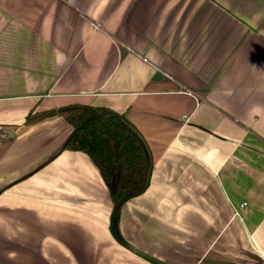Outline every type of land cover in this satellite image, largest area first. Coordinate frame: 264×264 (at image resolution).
Returning <instances> with one entry per match:
<instances>
[{
	"label": "crops",
	"instance_id": "crops-1",
	"mask_svg": "<svg viewBox=\"0 0 264 264\" xmlns=\"http://www.w3.org/2000/svg\"><path fill=\"white\" fill-rule=\"evenodd\" d=\"M73 104L150 149L121 241L68 122L26 125ZM0 264H264V0H0Z\"/></svg>",
	"mask_w": 264,
	"mask_h": 264
},
{
	"label": "trees",
	"instance_id": "trees-1",
	"mask_svg": "<svg viewBox=\"0 0 264 264\" xmlns=\"http://www.w3.org/2000/svg\"><path fill=\"white\" fill-rule=\"evenodd\" d=\"M58 114L73 129L64 148L88 155L108 187L114 209L110 227L119 238L122 206L148 186L152 167L148 144L124 114L109 108L73 104L58 110L31 112L26 125Z\"/></svg>",
	"mask_w": 264,
	"mask_h": 264
},
{
	"label": "built area",
	"instance_id": "built-area-1",
	"mask_svg": "<svg viewBox=\"0 0 264 264\" xmlns=\"http://www.w3.org/2000/svg\"><path fill=\"white\" fill-rule=\"evenodd\" d=\"M246 206V204H243L241 207L244 208Z\"/></svg>",
	"mask_w": 264,
	"mask_h": 264
}]
</instances>
